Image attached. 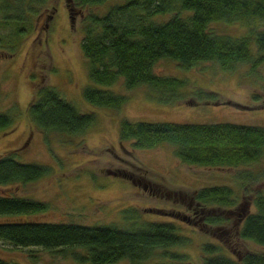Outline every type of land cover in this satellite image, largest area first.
Segmentation results:
<instances>
[{
	"label": "rangeland",
	"instance_id": "1",
	"mask_svg": "<svg viewBox=\"0 0 264 264\" xmlns=\"http://www.w3.org/2000/svg\"><path fill=\"white\" fill-rule=\"evenodd\" d=\"M124 1L106 0L78 7L67 5V0H46L32 14L31 26H24L15 50L0 47V112L10 111L14 117L12 124L0 129V154L12 151L19 161L49 166L48 174L38 180L0 184L1 196L42 201L46 209L0 215V222L60 221L131 228L133 214L138 216L136 226L147 221H170L178 234L188 237L186 244L172 248L186 255L187 261L182 264H203L200 246L204 242L220 240L224 250L234 256L239 251L264 253L263 244L237 236L234 229L241 224L244 213L256 210L254 196L264 193V149L254 162L210 168L185 165L174 153L176 145L170 142L144 148L133 139L119 138L122 120L264 126V60L257 64L238 62L224 70L215 61L185 68L171 58H160L153 71L186 78V98L193 100L191 104L183 100L158 103L150 97L147 85L126 88L120 77L111 85L95 86L125 95L126 102L118 108L93 105L83 96L84 88L93 84L88 76V60L80 48L83 17L89 13L102 15L109 6ZM169 15L159 16L158 20H166ZM250 20L256 30L264 29L263 22ZM210 26L215 33L236 37L249 29L237 21H217ZM10 29L0 25V37L8 35ZM251 50L257 58L254 43ZM46 85L54 87L79 111L93 113L94 121L83 133L44 132L34 125L28 105L38 88ZM197 88L216 93L217 99H196ZM245 172L259 177L249 183L240 178ZM223 184L234 188L237 203L230 208L231 213H219L228 219L223 228L217 229L204 223L209 208L203 207L205 211L200 214L189 197L198 188ZM213 230H221L220 238ZM160 251L137 264H153L160 258ZM84 254L79 247L54 252L0 240V259L16 264H89L80 260ZM113 264L133 263L124 258Z\"/></svg>",
	"mask_w": 264,
	"mask_h": 264
},
{
	"label": "trees",
	"instance_id": "2",
	"mask_svg": "<svg viewBox=\"0 0 264 264\" xmlns=\"http://www.w3.org/2000/svg\"><path fill=\"white\" fill-rule=\"evenodd\" d=\"M46 0H0V25L10 26L8 35L0 37V47L14 51L31 26V16ZM106 0H67L68 4L83 7ZM170 14L166 20L159 16ZM264 23V0H125L109 6L102 15L89 13L83 17V36L80 44L88 60V76L93 84L83 90L84 99L96 106L118 108L126 96L102 89L95 84L111 85L120 77L126 88L145 84L150 97L165 104L193 101L186 98V78L158 75L153 71L160 58H171L189 68L197 63L215 61L224 70L238 62L257 64L264 60V29L256 30L249 22ZM242 22L249 27L241 36L215 33L212 22ZM24 31V32H23ZM5 36L9 38L6 40ZM4 43L6 45H4ZM258 57L253 58L251 44ZM198 100L217 99L216 93L197 88ZM210 97V98H209ZM31 121L44 132L83 133L94 121L92 112H81L49 85L38 88L28 105ZM13 113L0 112V129L13 122ZM120 140L133 139L139 147L152 148L164 142L176 145L177 158L187 166L210 168L237 167L258 160L264 149V126L231 122L180 123L122 120ZM49 166L36 162H22L17 153L0 154V184L27 183L44 177ZM240 178L253 182L259 174L245 172ZM248 184V182H245ZM231 185H209L194 190V202L206 225L223 228L225 214L237 203ZM256 210L244 213L235 230L237 236L264 245V193L253 198ZM46 203L21 196L0 195V215L27 214L44 211ZM204 207V208H203ZM131 228L114 224L81 225L73 222H0V240L15 246H41L60 252L64 248H83L80 260L89 264H113L128 259L137 264L160 249V258L153 264H182L185 254L172 249L188 242L178 234L170 221H147L137 224L133 215ZM220 238L221 230L216 232ZM227 231V229H223ZM219 240V239H218ZM218 242H204L200 249L203 264H264V253L237 252L230 255ZM0 264H16L0 259Z\"/></svg>",
	"mask_w": 264,
	"mask_h": 264
}]
</instances>
